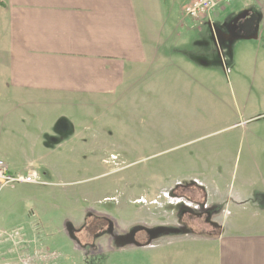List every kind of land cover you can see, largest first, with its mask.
Returning a JSON list of instances; mask_svg holds the SVG:
<instances>
[{
    "label": "rangeland",
    "instance_id": "1",
    "mask_svg": "<svg viewBox=\"0 0 264 264\" xmlns=\"http://www.w3.org/2000/svg\"><path fill=\"white\" fill-rule=\"evenodd\" d=\"M245 12L244 34L260 38L219 44L207 18L201 25L169 7L165 18L153 20L162 37V59L140 78L144 84L99 107L45 109L53 117L69 118L61 131L59 124L52 125L51 136L42 142L52 149L56 144L49 137L62 139L67 148L58 172L48 165L20 170L22 175L36 171L45 185L0 187V233L22 231L21 238L0 235V264L29 259L43 264L35 259L43 255V246L46 264H156L159 252L164 264H170L172 252L179 254L174 264H211L207 245L194 238L202 229L210 230L205 219H198L204 217L192 223L181 214L182 206L196 214L211 207L172 197V190L188 180L205 182L213 194L229 199L223 214L227 225L248 227L262 221L259 207L237 206L235 197L243 183L264 189V0H235L214 15L213 25L223 30L224 23ZM1 72L0 65V82ZM49 158V163L56 162ZM190 194L203 198L199 190ZM95 214L114 222L115 236L137 225H180L187 232L186 222L195 233L163 236L157 246V240L150 243L139 232L132 244L139 248L133 250L115 249L114 236H105L90 249L93 235L101 231ZM213 216L218 219L220 212ZM41 224L44 230L37 232ZM69 226L82 227L76 233L80 244L71 239Z\"/></svg>",
    "mask_w": 264,
    "mask_h": 264
},
{
    "label": "crops",
    "instance_id": "2",
    "mask_svg": "<svg viewBox=\"0 0 264 264\" xmlns=\"http://www.w3.org/2000/svg\"><path fill=\"white\" fill-rule=\"evenodd\" d=\"M2 1L5 7H0V158L13 175L21 174V169L26 173L32 167L44 165L58 172L66 141L59 139L56 148L51 149L45 147L42 137L51 136L49 128L64 123L69 116L53 117L45 109L76 108L79 104L88 109L99 107L144 84L140 78L162 59L158 47L162 37L158 36L153 20L165 18L169 7L173 12L176 8L183 12L188 3L183 0L180 6V0ZM259 38L258 35L254 40ZM29 125H38V129L32 130ZM49 157L56 158V162L49 163ZM185 185H189L187 193H202L203 198L194 199L195 202L211 207L212 213L220 212L219 220L216 216H203L198 219H205L209 231L195 233L187 228L182 234L163 236L191 237L195 233L194 238L203 241L212 253L211 264H264V218L248 227L237 222L229 226L223 219L229 199L221 193L216 196L211 187L198 179L177 187L184 192ZM235 202L245 208L255 205L264 212V189L243 183ZM40 226L37 232L44 230ZM163 236L156 237L157 246ZM134 247L139 248L130 245L124 250ZM40 251L43 255L37 254L35 259L46 264L49 256L44 246ZM162 253H157L156 264H164ZM178 258L179 254L174 256L172 252L168 263H177Z\"/></svg>",
    "mask_w": 264,
    "mask_h": 264
},
{
    "label": "flooded vegetation",
    "instance_id": "3",
    "mask_svg": "<svg viewBox=\"0 0 264 264\" xmlns=\"http://www.w3.org/2000/svg\"><path fill=\"white\" fill-rule=\"evenodd\" d=\"M247 20L248 19L245 18V19L237 21V18H233L228 23H224L223 24L222 27H223L224 32H223V30H219V29L215 28V30H214L215 32L214 33L215 34L217 33L218 35H220L222 41H228V42L231 41V42H233L234 40H237L238 38H240L243 35H245L244 34L245 33V28H246L245 24H246ZM62 125L63 124H60L59 130L63 129ZM49 139H51V141L53 143H57V141L59 140V139H55V138H52V137H49ZM179 187H176L175 190H172V194H173L172 197H174V198H177V197L178 198L179 197L183 198L184 197L189 202H191V201L195 202V200L193 198H191L192 194L186 192L187 189L189 188V185H187L185 187L186 190H183L184 192L179 190ZM181 214L184 217L185 216L189 217L188 220L191 221V220H194L197 216H200V217L205 216L206 219H210L211 215H212V212L207 211V212H204V214H198V213L196 214L195 212H193L192 209L182 206ZM95 215H96L97 219H99V221H100L99 224H98V227H99L98 230L101 229V231H100L99 234L95 233L93 235V237H95V243H93L94 245L91 244L90 249L98 247V245L96 246L97 241L100 238L105 237V236H109V237L110 236H114L113 239H115V240L112 239V243H113V246H114L113 248H115V249L117 247H119V246L128 247V246L132 245L133 243H135L137 241V235H138L139 232H145L147 234V236H148L149 241L151 239H153V241L157 239L156 238L157 234L155 233V229H157L158 227L152 229V228H148V226H145V225H137L136 227H134L133 230H129L128 234L115 236V235H113L114 234V229L116 227L114 225V222H112L109 218H106L104 216H98L97 214H95ZM184 217H182V218H184ZM182 218L180 219L181 221H183ZM104 224H106V227H104L105 226ZM184 224H186V223H184ZM186 226H187L186 228L189 229V225L186 224ZM81 228H79L78 230H75V228H73V226H69L71 239L73 241L75 240L76 241V242L74 241L75 243H79V241H78L79 238L77 237L76 233L79 232V230ZM183 230H186V229H183Z\"/></svg>",
    "mask_w": 264,
    "mask_h": 264
},
{
    "label": "built area",
    "instance_id": "4",
    "mask_svg": "<svg viewBox=\"0 0 264 264\" xmlns=\"http://www.w3.org/2000/svg\"><path fill=\"white\" fill-rule=\"evenodd\" d=\"M235 0H189L186 4L183 14L186 18L194 20L202 24V18H207L208 21H212L213 16L219 12L222 8L229 6ZM17 184H29L45 185L36 171H30L26 175L16 174L13 175L10 172L9 165L0 158V187L11 186L15 187ZM0 235L5 237L21 238L22 231L16 230L12 235L6 232H1ZM29 259L24 264H32ZM35 264V262L33 263Z\"/></svg>",
    "mask_w": 264,
    "mask_h": 264
},
{
    "label": "water",
    "instance_id": "5",
    "mask_svg": "<svg viewBox=\"0 0 264 264\" xmlns=\"http://www.w3.org/2000/svg\"><path fill=\"white\" fill-rule=\"evenodd\" d=\"M249 16V13L248 12H245L244 14L240 15L237 17V21L239 20H242V19H245ZM211 25V24H210ZM214 29L212 27V35H213V39L215 42L219 43L220 44V41L221 40V37L220 35H218L217 33L215 34L214 33ZM258 34L256 33L255 35L253 36H242L238 39H244V40H251V39H255L257 38ZM186 230H183L182 228H176V227H158L157 229H155V233L157 234V237L159 236H163V235H178V234H182L184 233ZM153 239H151L152 241ZM150 241V242H151Z\"/></svg>",
    "mask_w": 264,
    "mask_h": 264
},
{
    "label": "trees",
    "instance_id": "6",
    "mask_svg": "<svg viewBox=\"0 0 264 264\" xmlns=\"http://www.w3.org/2000/svg\"><path fill=\"white\" fill-rule=\"evenodd\" d=\"M0 7H5V4L2 0H0Z\"/></svg>",
    "mask_w": 264,
    "mask_h": 264
}]
</instances>
